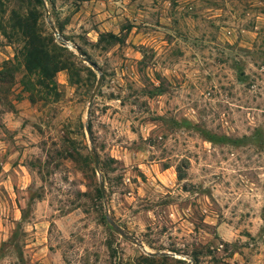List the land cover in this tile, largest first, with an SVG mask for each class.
I'll use <instances>...</instances> for the list:
<instances>
[{
    "label": "rangeland",
    "instance_id": "rangeland-1",
    "mask_svg": "<svg viewBox=\"0 0 264 264\" xmlns=\"http://www.w3.org/2000/svg\"><path fill=\"white\" fill-rule=\"evenodd\" d=\"M42 1L100 72L87 116L98 73ZM32 7L73 53L50 78L23 63ZM99 180L166 264H264V0H0V264H147Z\"/></svg>",
    "mask_w": 264,
    "mask_h": 264
},
{
    "label": "trees",
    "instance_id": "trees-1",
    "mask_svg": "<svg viewBox=\"0 0 264 264\" xmlns=\"http://www.w3.org/2000/svg\"><path fill=\"white\" fill-rule=\"evenodd\" d=\"M36 4H40L41 0H33ZM37 11L33 7L28 10L27 14L18 18L16 26L20 28L21 34L24 36V66L27 70H36L38 75L42 78H50L53 74V70L57 68H67L69 59L68 55L73 54L71 52L67 53L65 51V46L60 43H53L52 37L47 39L46 36L42 35L39 31L36 22ZM60 33V30H59ZM120 37L111 32H100L98 34L97 41L104 43H112L119 41ZM55 47L59 50L58 53H52V49ZM85 56L92 61L90 56L81 49ZM94 62V61H92ZM72 73L69 70L68 75L72 76ZM32 98V96L30 97ZM89 127V124L87 123ZM99 195V189H97ZM102 218L104 215L102 213ZM147 259V264H166V255H145ZM134 264H141L140 262H135Z\"/></svg>",
    "mask_w": 264,
    "mask_h": 264
},
{
    "label": "water",
    "instance_id": "water-1",
    "mask_svg": "<svg viewBox=\"0 0 264 264\" xmlns=\"http://www.w3.org/2000/svg\"><path fill=\"white\" fill-rule=\"evenodd\" d=\"M42 6H43V10H44V17L46 22L49 25L50 30L52 31L53 35L55 36V38H57L59 41H61L62 43H64L65 45H67L68 47H70L71 49H73L79 56L82 57V59L84 61H86L89 65H91L98 73V77L94 83V86L90 92V95L88 97V101H87V106H86V110H85V115H88L89 112V107L91 105V101L92 98L94 96V93L97 89V87L99 86L100 83V72L99 70L96 68V64L92 61H90L85 54L83 53V51L74 43L67 41L65 38H63L58 30L55 28V26L53 25V23L50 21V19L48 18L47 15V8L45 3L42 1ZM84 129L87 135V139L89 141V147H90V153H91V157H92V161H93V165L95 168H97L98 166V160H97V155L94 151L93 145H92V140H91V134L89 131V127L87 126V123H84ZM99 189L103 198V204H104V209H105V218L107 220V222L112 226V228L118 232L119 234L123 235L124 237H126L127 239H129L130 241L136 243L139 247H141V249L147 253V254H165V253H169L168 251H150L144 248V246L142 245L141 241H139L138 239H136L135 237H133L132 235L128 234L126 231H124V229H122L113 219L112 217L109 216L108 211H107V207H106V203H105V199H104V187H103V183L101 180H99ZM173 254V253H172ZM187 264H190V262H187Z\"/></svg>",
    "mask_w": 264,
    "mask_h": 264
}]
</instances>
